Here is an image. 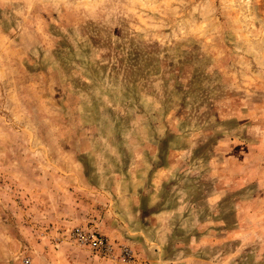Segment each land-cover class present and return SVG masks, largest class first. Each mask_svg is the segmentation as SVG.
<instances>
[{"label": "rangeland", "instance_id": "374dc122", "mask_svg": "<svg viewBox=\"0 0 264 264\" xmlns=\"http://www.w3.org/2000/svg\"><path fill=\"white\" fill-rule=\"evenodd\" d=\"M0 264H264V0H0Z\"/></svg>", "mask_w": 264, "mask_h": 264}, {"label": "built area", "instance_id": "2783aa9c", "mask_svg": "<svg viewBox=\"0 0 264 264\" xmlns=\"http://www.w3.org/2000/svg\"><path fill=\"white\" fill-rule=\"evenodd\" d=\"M73 235L78 241L81 242V244L89 245V247H91L92 249L98 250L103 253L109 250L107 241L101 236H97L95 234L90 233H84L80 229H76ZM25 263H28V261Z\"/></svg>", "mask_w": 264, "mask_h": 264}]
</instances>
